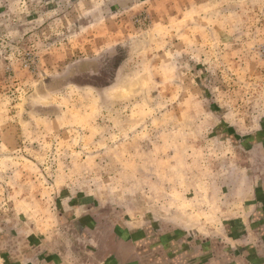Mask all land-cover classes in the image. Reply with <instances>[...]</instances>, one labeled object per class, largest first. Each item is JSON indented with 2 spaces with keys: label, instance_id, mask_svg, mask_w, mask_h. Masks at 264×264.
Listing matches in <instances>:
<instances>
[{
  "label": "rangeland",
  "instance_id": "374dc122",
  "mask_svg": "<svg viewBox=\"0 0 264 264\" xmlns=\"http://www.w3.org/2000/svg\"><path fill=\"white\" fill-rule=\"evenodd\" d=\"M263 129L264 0H0L2 225L203 213L205 182L213 217Z\"/></svg>",
  "mask_w": 264,
  "mask_h": 264
},
{
  "label": "crops",
  "instance_id": "0c3cea01",
  "mask_svg": "<svg viewBox=\"0 0 264 264\" xmlns=\"http://www.w3.org/2000/svg\"><path fill=\"white\" fill-rule=\"evenodd\" d=\"M258 131L235 146L237 177L214 192L213 217L205 182L203 213L188 204L189 211L169 210V218L112 221L107 211H76L56 215L54 224H0V264H264V144L256 140L264 129Z\"/></svg>",
  "mask_w": 264,
  "mask_h": 264
}]
</instances>
